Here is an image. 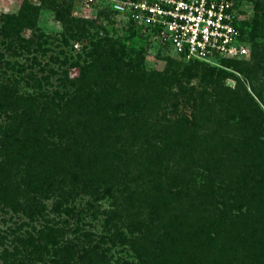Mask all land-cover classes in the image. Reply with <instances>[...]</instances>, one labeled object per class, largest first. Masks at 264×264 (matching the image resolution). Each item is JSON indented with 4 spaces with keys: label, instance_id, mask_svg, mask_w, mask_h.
Masks as SVG:
<instances>
[{
    "label": "rangeland",
    "instance_id": "obj_1",
    "mask_svg": "<svg viewBox=\"0 0 264 264\" xmlns=\"http://www.w3.org/2000/svg\"><path fill=\"white\" fill-rule=\"evenodd\" d=\"M114 1L123 0H52V3L50 0H0V27L4 16H16L24 4L36 8L34 26L18 29L22 42L13 37L4 38L0 33V85L12 95L37 96L38 104H46L44 100L54 97L56 92L70 88L67 81L78 75L90 43L100 39L122 46L130 57L133 54L129 50L141 52V68L146 73L167 70L176 75L184 91L177 93L175 100L166 96L162 103L164 120L172 127L171 135L183 128L184 121L186 127L195 122V127L193 131L187 129L183 138H174L166 155L168 161L173 158L180 163L172 164L185 168L189 166L181 158L187 152L183 148L184 140L190 136L195 138L191 146L198 150L212 144L210 174L193 166L191 170L196 173L189 181L203 182L214 189L215 195L212 201L205 195L200 204L194 202V209L188 202L191 195L181 203L165 196L161 201L157 198L160 222L166 221L168 228L176 229V233L173 231V236L166 237L168 248L164 257L157 260L158 253L153 254L155 263L264 264V198L257 203L254 187L264 167V0H230L245 53L229 59L233 61L228 64L222 60L216 66L202 63L203 67L189 66L177 58L169 46L159 44L144 28L115 12ZM53 4V10L60 4H69L70 18L89 23L87 34L78 40L66 37L62 24L54 17ZM254 21L260 26L255 27ZM253 28L255 37L250 39ZM21 44L29 46L21 48ZM255 49L261 53L258 61L252 57ZM254 62L258 70L249 78L237 69ZM169 89L176 91L174 85ZM5 122V116L0 114V127ZM56 123L57 128H62L59 121ZM48 141L56 139L52 137ZM178 142L176 149H179L175 152ZM196 156L199 155L193 154V158ZM244 166H250L251 170L246 173ZM206 177L212 179L211 186ZM127 188L118 185L113 195L118 204ZM93 198L79 194L73 201L62 203L58 212L53 211L55 195L40 199L41 216L32 219L0 205V264H65L63 260H68V264H85L88 260H79L77 255L95 245L90 264H137L120 238L132 224L129 215L142 216L150 202L143 201L122 211L112 206V198ZM63 208L71 212L66 215ZM103 212L114 221V227H104ZM175 218L178 220L173 223ZM47 228L57 232L55 245L39 242L40 251L36 254L32 251L34 239L40 231L47 233ZM159 230L157 227L158 233ZM29 235L33 241L22 240ZM70 244L73 260L67 252L62 253V247Z\"/></svg>",
    "mask_w": 264,
    "mask_h": 264
},
{
    "label": "trees",
    "instance_id": "obj_2",
    "mask_svg": "<svg viewBox=\"0 0 264 264\" xmlns=\"http://www.w3.org/2000/svg\"><path fill=\"white\" fill-rule=\"evenodd\" d=\"M53 7L54 4L52 10ZM69 7V4L58 5L53 10L54 17L62 24L66 37L78 40L87 34L89 23L70 18ZM35 12L36 8L24 4L16 16H4L1 35L22 42L18 29L32 28ZM258 25L259 22L254 21V26ZM255 33L253 28L249 38L253 39ZM28 46L20 45L21 48ZM258 50L255 49L252 54L256 61L261 54ZM129 51L133 57L127 56L125 49L116 43L101 39L91 42L85 54L87 59L79 67L78 75L67 81L70 88L44 100L46 104H38L37 96L12 95L10 90L0 85V114L6 118L5 125L0 127V205L32 219L41 216L43 206L39 200L52 195L57 198L54 212H58L62 203L73 201L79 194L93 199L112 198V206L122 211H128L131 206L143 201L150 202L142 216L137 217L135 213L129 215L128 220L132 224L126 229V235L122 234L120 243L128 247L137 264H158L155 259L165 256L167 239L173 236L171 233H176V229L170 230L166 221L160 222L157 198L161 201V197L165 196L181 203L191 195L188 202L192 209L194 202L200 204L205 195L212 201L215 195L213 188L203 182L202 186L189 181L196 173L191 170L193 166L210 174L208 162L212 144L205 150L193 149L191 140L195 142V138L190 136L184 140L185 147L182 141V147L187 152L181 157L185 158L182 162L187 161L189 167L177 166L180 163L173 158L168 161L166 153L173 139L183 138L185 132L188 133L187 129L193 131L195 127V122L186 127L184 121L183 128L174 130L175 134L171 135L172 127L164 120L162 103L166 96L175 100L177 93L181 94L184 88L176 80V75L167 70L146 73L141 68V52ZM185 63L203 67L198 62ZM237 69L249 78L258 70V64L254 62ZM173 85L175 92L169 89ZM255 109L260 112L257 107ZM57 121L62 128L55 126ZM251 130L254 132L253 128ZM52 137L56 141L49 142ZM179 144H175V152ZM195 153L199 155L197 158H193ZM176 159L179 160L180 156ZM244 168L246 173L251 170L250 166ZM205 179L211 186L212 179ZM119 184L123 188L129 186L118 204L113 195ZM255 185L258 203L264 198V167ZM63 211L66 215L71 212H67L66 208ZM103 215L104 227H114V221L104 212ZM175 220L178 219L175 218L173 223ZM56 235L52 228H47V233L40 231L34 239L36 242H29L33 244L32 251L38 254L39 242L55 245ZM22 240L28 242L33 238L29 235ZM110 241H113L112 236ZM96 247L83 250L77 258H84L88 260L85 264H90ZM72 248L71 244L62 247V253L67 252L69 259L74 255ZM63 261L68 264V260Z\"/></svg>",
    "mask_w": 264,
    "mask_h": 264
},
{
    "label": "built area",
    "instance_id": "obj_3",
    "mask_svg": "<svg viewBox=\"0 0 264 264\" xmlns=\"http://www.w3.org/2000/svg\"><path fill=\"white\" fill-rule=\"evenodd\" d=\"M112 9L184 62L216 66L245 53L230 0H123Z\"/></svg>",
    "mask_w": 264,
    "mask_h": 264
}]
</instances>
